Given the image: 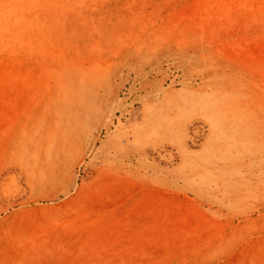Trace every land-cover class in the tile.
Segmentation results:
<instances>
[{"label":"rangeland","instance_id":"obj_1","mask_svg":"<svg viewBox=\"0 0 264 264\" xmlns=\"http://www.w3.org/2000/svg\"><path fill=\"white\" fill-rule=\"evenodd\" d=\"M0 264H264V0H0Z\"/></svg>","mask_w":264,"mask_h":264},{"label":"bare ground","instance_id":"obj_2","mask_svg":"<svg viewBox=\"0 0 264 264\" xmlns=\"http://www.w3.org/2000/svg\"><path fill=\"white\" fill-rule=\"evenodd\" d=\"M20 153V152H19ZM23 171V170H22ZM26 173V172H25ZM29 173L27 172V174L26 175H28Z\"/></svg>","mask_w":264,"mask_h":264}]
</instances>
